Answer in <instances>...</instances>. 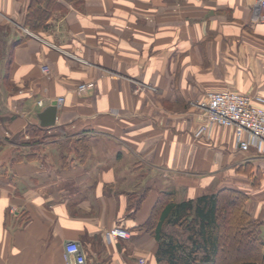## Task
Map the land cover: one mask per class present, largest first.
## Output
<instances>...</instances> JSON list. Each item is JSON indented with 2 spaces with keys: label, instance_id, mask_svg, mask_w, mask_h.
Listing matches in <instances>:
<instances>
[{
  "label": "crops",
  "instance_id": "1",
  "mask_svg": "<svg viewBox=\"0 0 264 264\" xmlns=\"http://www.w3.org/2000/svg\"><path fill=\"white\" fill-rule=\"evenodd\" d=\"M59 1L35 32L32 0H0V264H66L68 240L88 264H158L152 211L167 192L242 190L263 227L264 156L230 126L197 136L191 103L230 89L264 107L257 0ZM55 101L56 123L41 126ZM115 225L130 237L107 241Z\"/></svg>",
  "mask_w": 264,
  "mask_h": 264
},
{
  "label": "trees",
  "instance_id": "2",
  "mask_svg": "<svg viewBox=\"0 0 264 264\" xmlns=\"http://www.w3.org/2000/svg\"><path fill=\"white\" fill-rule=\"evenodd\" d=\"M65 1L80 3L83 0ZM58 10H66L59 0H32L25 25L38 32ZM21 41L19 39L18 43ZM30 131L31 136L41 135L37 133L38 128ZM247 199L244 191L234 188L183 201H176L169 192L162 193L152 211L154 234L159 244L158 264H264L237 256L219 262L224 241L230 248L241 240L251 244L253 239L249 237L256 231L261 232L262 223L248 210ZM223 231L227 234L226 240ZM261 240L259 245L263 244ZM257 248L255 254L260 256L258 245Z\"/></svg>",
  "mask_w": 264,
  "mask_h": 264
},
{
  "label": "built area",
  "instance_id": "3",
  "mask_svg": "<svg viewBox=\"0 0 264 264\" xmlns=\"http://www.w3.org/2000/svg\"><path fill=\"white\" fill-rule=\"evenodd\" d=\"M260 17L264 20V0H257ZM30 32L28 28H24ZM43 71L49 68L43 66ZM90 83H82L79 90H85ZM63 97L58 101L62 102ZM192 105L202 116L203 122L196 131L197 136L211 133L214 125L230 126L235 133L238 148L254 150L264 156V107L253 101V96L235 90H214L205 97L194 99ZM42 104V101H40ZM107 241L123 237H130V231L124 226L115 225L106 231ZM64 259L66 264H88L85 249L77 240H68L65 244Z\"/></svg>",
  "mask_w": 264,
  "mask_h": 264
},
{
  "label": "rangeland",
  "instance_id": "4",
  "mask_svg": "<svg viewBox=\"0 0 264 264\" xmlns=\"http://www.w3.org/2000/svg\"><path fill=\"white\" fill-rule=\"evenodd\" d=\"M38 134H40V131L37 132ZM36 133V134H37ZM31 133L26 132V134H22L19 135L18 137H14L13 139H17V142L20 144V147L18 148V151H24L26 150V145L25 143L27 142V139L29 137H31ZM27 136V137H26ZM29 141H37V138H30ZM23 145H25L24 148ZM258 174H256V178L258 182L256 183H262V181L264 180V163H259L258 165ZM261 181H260V180ZM263 179V180H262ZM255 203V202H254ZM250 204V203H249ZM246 205H247V201H246ZM260 218L263 217L264 215L259 216ZM262 219V218H261ZM223 236H224V240H226L227 234L223 231ZM249 239H253L249 244V242H244V240H241L239 243H237L236 245L232 246L231 248L228 246V244L224 241L223 243V247L221 248V252L219 255V262H225V261H229L232 259V257L237 256V258H247V260H256L257 262L263 261L264 262V226L261 227V232L256 231L255 234H252ZM261 239H263V244L259 245V243L262 241ZM247 241V240H246ZM257 245L259 247V251H260V256H257L255 253H257Z\"/></svg>",
  "mask_w": 264,
  "mask_h": 264
},
{
  "label": "water",
  "instance_id": "5",
  "mask_svg": "<svg viewBox=\"0 0 264 264\" xmlns=\"http://www.w3.org/2000/svg\"><path fill=\"white\" fill-rule=\"evenodd\" d=\"M57 113L58 103L55 101L38 113L41 126L48 127L54 125L56 123Z\"/></svg>",
  "mask_w": 264,
  "mask_h": 264
}]
</instances>
